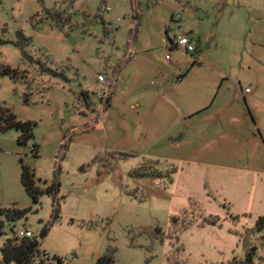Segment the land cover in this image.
<instances>
[{
    "label": "rangeland",
    "instance_id": "rangeland-1",
    "mask_svg": "<svg viewBox=\"0 0 264 264\" xmlns=\"http://www.w3.org/2000/svg\"><path fill=\"white\" fill-rule=\"evenodd\" d=\"M182 33L194 52L169 46ZM0 63L24 73L0 77V104L35 123L26 144L0 131V209H28L1 217L0 247L12 231L39 238L47 226L41 248L64 264H94L109 249L117 264H224L250 245L264 264V232L254 231L264 214V0H0ZM167 74L186 76L162 87ZM204 76H223L220 95L255 96L235 100V124L197 117L209 138L176 146L177 130L192 127L173 121L178 96L207 93ZM145 161L174 168L171 182L132 175ZM21 164L42 186L58 180L56 219L50 196L26 193Z\"/></svg>",
    "mask_w": 264,
    "mask_h": 264
},
{
    "label": "trees",
    "instance_id": "trees-1",
    "mask_svg": "<svg viewBox=\"0 0 264 264\" xmlns=\"http://www.w3.org/2000/svg\"><path fill=\"white\" fill-rule=\"evenodd\" d=\"M50 16L59 24L66 23L69 18H63L59 12L50 13ZM20 40L16 42L17 45L23 47L27 44L30 39L24 36L21 32H18ZM196 63L193 60L192 65ZM9 76L10 78L16 79L18 77H24V73L17 68H12L9 65L0 63V77ZM85 96V101L88 100L87 92H82ZM25 101H27L25 99ZM109 98L107 99V103ZM248 109V107H247ZM249 114L250 110L248 109ZM35 123L32 121H22L17 118L14 112L7 106L0 104V131H5L11 128L16 129L19 132L17 142L19 144H26L33 136V127ZM124 156L131 155L123 153ZM175 169L162 171L156 167L153 161H145L141 165L133 168L132 175L136 177H164L171 182L172 173ZM20 181L24 187L26 193L30 196L33 202L38 201V197L41 194H46L52 198L54 208V219L58 217L59 211V182L53 181L50 184L40 185V179L35 176L33 170L28 166L21 164ZM28 209H20L17 207H9L0 209V236L3 235L4 222L2 216L10 222H15L22 218H26ZM176 217H172L171 220L174 222ZM156 231H160L158 228ZM254 231L264 232V214L257 217L254 224ZM48 227L43 226L39 233V238L42 239L47 235ZM37 236L27 237L19 236L16 232L12 231V234L7 236L0 247V264H64L62 259L58 256H49V254L41 248V242ZM256 247L254 245L248 246L245 257L243 260L233 258L224 264H261L255 260ZM42 254V255H40ZM94 264H117L113 258L112 250H107L95 261Z\"/></svg>",
    "mask_w": 264,
    "mask_h": 264
},
{
    "label": "crops",
    "instance_id": "crops-1",
    "mask_svg": "<svg viewBox=\"0 0 264 264\" xmlns=\"http://www.w3.org/2000/svg\"><path fill=\"white\" fill-rule=\"evenodd\" d=\"M188 35V34H187ZM189 38L192 40V37L188 35ZM193 42V40H192ZM172 47V46H170ZM167 59V58H166ZM186 74H180L176 76V80L174 82H170L169 79L170 76L167 74V80L162 83V87H166L167 85L171 86L172 88L176 86V82L181 81ZM206 79H210L208 81L209 87L207 88V93L203 94L202 96H196V95H182L178 96V101L181 105V111L176 110L174 114V123H178V125L185 124L188 122V124L191 127V129L185 131H181L180 129L177 130V133L180 135L179 137L176 136L178 134H175L174 136V142L176 146H181L184 143H189L192 141V139L196 138V135L201 133L203 130L198 128L196 125V118H204L207 122L212 124L213 122H216L220 120L223 123V120L221 119H227V121L230 124L236 123V117L234 115V102L235 100H240L242 97L244 98V102L247 103L248 99L254 98L255 94L250 91L249 93H245V95H242L237 91V89L233 90L232 92L226 94L223 93L220 95V89L223 85L222 78L223 76H204ZM217 87V88H216ZM240 90L242 91V88L240 87ZM213 93H215V96H210ZM250 94V95H247ZM135 106V104H133ZM172 110H174V107H172ZM210 132V128L208 131L204 130L203 134L206 139L209 138V135L207 133ZM176 133V131H175ZM261 137L264 139V134H261ZM199 139V137H198ZM229 169H237L234 167H226Z\"/></svg>",
    "mask_w": 264,
    "mask_h": 264
},
{
    "label": "built area",
    "instance_id": "built-area-1",
    "mask_svg": "<svg viewBox=\"0 0 264 264\" xmlns=\"http://www.w3.org/2000/svg\"><path fill=\"white\" fill-rule=\"evenodd\" d=\"M176 19L180 18V15L177 13L174 16ZM169 46L176 47V48H183L186 52L192 53L196 50L195 44L192 42V40L189 38L187 34H178L176 37L173 39L169 40ZM166 58L169 59L170 56L166 54ZM106 79L104 74H99L98 75V81L104 82ZM251 90L247 88L245 90V93H249ZM17 235L19 236H27V237H32L33 234L31 231L26 230V229H19L17 232Z\"/></svg>",
    "mask_w": 264,
    "mask_h": 264
}]
</instances>
